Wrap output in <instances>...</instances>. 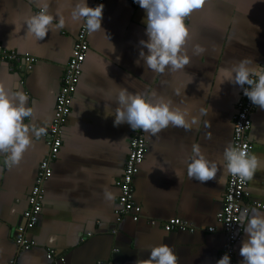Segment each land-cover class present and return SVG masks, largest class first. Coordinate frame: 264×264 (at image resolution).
<instances>
[{"label":"crops","instance_id":"1","mask_svg":"<svg viewBox=\"0 0 264 264\" xmlns=\"http://www.w3.org/2000/svg\"><path fill=\"white\" fill-rule=\"evenodd\" d=\"M96 1L87 3L94 7ZM44 3L52 14L59 11L68 18L76 0H0V44L18 55L14 60H0V81L10 93L22 91L28 96L35 114L25 123L48 129L83 24L69 21L65 28L50 31L45 40L38 41L28 33L25 20ZM103 4L102 29L88 34L82 74L63 127L62 146L51 163L52 176L45 181L39 221L28 231L36 245L27 250L15 241L16 227L23 222L28 195L49 148L43 136L33 137L20 164L11 169L0 154V264L12 260L15 264H57L47 258L48 249H54L55 256L64 255V264H96L97 259L135 264L149 258L150 249L161 244L174 248L179 264H216L226 242L217 219L228 181L223 152L232 145L233 114L242 89L230 82L221 84L219 70L245 58L254 66L263 65L264 0H206L186 20L190 65L178 72L166 69L163 74L147 69L143 60L136 63L139 42L148 39L145 10L133 0H104ZM201 48L204 51L198 53ZM26 52L35 57L30 69L21 59ZM121 88L171 99L174 105L187 108L189 118L195 117L197 123L190 130L170 126L155 136L144 132L147 152L134 178L140 218L125 217L115 223L120 193L116 181L123 172L133 131L128 124L114 126ZM251 119V153L264 160V110L255 109ZM193 145L217 163L216 180L203 184L188 177ZM248 190L244 204L264 202V167L248 181ZM106 191L113 199L106 198ZM172 217L189 221L195 231H166L164 223ZM115 226L117 232L112 233ZM211 226L215 231L208 230ZM88 232L92 235L86 236ZM246 238L242 231L235 264H241L239 251Z\"/></svg>","mask_w":264,"mask_h":264},{"label":"clouds","instance_id":"2","mask_svg":"<svg viewBox=\"0 0 264 264\" xmlns=\"http://www.w3.org/2000/svg\"><path fill=\"white\" fill-rule=\"evenodd\" d=\"M145 10L147 40H141V50L137 65L144 61L147 69L163 74L166 69L178 72L190 65L191 57L186 45L190 29L186 23L193 12L200 10L206 0H134ZM104 4L90 7L87 0H76L66 18L59 11L54 15L47 3L38 13L25 20L27 31L38 41L45 40L50 31L63 29L70 21L82 23L89 33L102 29ZM199 52L204 50L198 49ZM221 84L230 82L243 89L244 95L251 103L264 110V66H254L247 58L231 67L219 70ZM178 94V93H177ZM117 107L114 115V126L128 124L133 130H143L153 136L168 127H179L190 130L197 123L190 117L187 108L174 105L171 99L142 93H131L121 88L116 96ZM35 109L28 104V96L22 91L10 93L4 82L0 81V154L5 156V163L11 169L18 166L25 152L33 143V137L47 134V128L25 123L32 118ZM264 167V160L244 147L229 144L223 152V168L226 174L241 181H251L255 173ZM218 165L209 160L198 145H193L192 155L187 164V175L200 183L216 180ZM223 180L220 177L218 183ZM111 200L113 195L105 193ZM244 225L246 239L242 241L239 254L241 264H264V213L253 208L240 216ZM135 264H179V257L174 248L168 244L153 246L147 259H138ZM216 264H231V257L226 253Z\"/></svg>","mask_w":264,"mask_h":264},{"label":"built area","instance_id":"3","mask_svg":"<svg viewBox=\"0 0 264 264\" xmlns=\"http://www.w3.org/2000/svg\"><path fill=\"white\" fill-rule=\"evenodd\" d=\"M101 3L103 4L104 0H97L94 7ZM133 4L138 5L134 0ZM88 34L89 32L84 25L80 26L72 55L65 67L62 85L56 97L53 120L47 129V134L43 136L48 145L49 152L39 164L33 187L28 195V204L22 215L23 222L16 227L15 241L20 249L27 250L36 245L34 240L28 238V231L35 227L39 221L45 194V181L52 176L53 170L51 163L57 158L62 146L63 127L70 115L73 96L82 74V66L88 47ZM17 57L18 55L16 53L6 51L0 44L1 61L14 60ZM21 59L27 69H30L32 63L35 61V57L29 52L24 53ZM262 66H264V63ZM257 108L244 95L243 89H241L240 99L236 103V109L233 114L232 145L244 147L250 153L253 149V143L249 137V131L252 126L251 113ZM129 144V152L123 172L116 181L120 193L117 206L114 209L115 223H120L125 217H130L134 221H137L142 211L141 205L136 202L134 197V178L138 174L147 152L144 131L140 129L133 130ZM249 195L248 181H241L237 177L228 175L223 205L217 214V219L223 226L226 242L218 255L217 261L227 253L231 257V264H235L236 244L244 228L240 222L241 214L245 210L249 212L251 208L264 211V202L262 201L254 200L249 204H244L245 198ZM163 227L166 231L179 229L193 232L196 229L192 223L180 217L168 219ZM208 230L215 231V228L211 226ZM111 232H117V226L113 227ZM91 235V232L86 233V236ZM81 239L84 240L85 236L83 235ZM114 250L117 251L116 248ZM46 256L57 264H64L66 262L64 255L55 256L54 249H48ZM11 264H15V260H12ZM96 264L117 263H114L112 260L97 259Z\"/></svg>","mask_w":264,"mask_h":264}]
</instances>
